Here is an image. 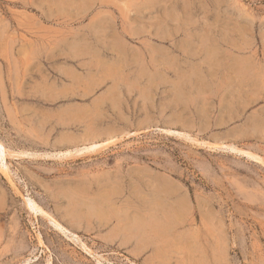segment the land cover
I'll list each match as a JSON object with an SVG mask.
<instances>
[{
  "label": "rangeland",
  "instance_id": "rangeland-1",
  "mask_svg": "<svg viewBox=\"0 0 264 264\" xmlns=\"http://www.w3.org/2000/svg\"><path fill=\"white\" fill-rule=\"evenodd\" d=\"M0 142V264H264V0H0Z\"/></svg>",
  "mask_w": 264,
  "mask_h": 264
},
{
  "label": "bare ground",
  "instance_id": "bare-ground-1",
  "mask_svg": "<svg viewBox=\"0 0 264 264\" xmlns=\"http://www.w3.org/2000/svg\"><path fill=\"white\" fill-rule=\"evenodd\" d=\"M97 146H99V144H95V143H93V144H91V145H89V146H85V147H82V148H80V149H77L76 150V152L77 151H82V150H90V149H94V148H97ZM104 146V145H103ZM228 147V146H227ZM232 148V147H231ZM0 149H2V151H0V153L2 154V158L4 159V157L6 156V154H5V147H4V145L0 142ZM235 149V148H234ZM251 153V152H250ZM257 155V154H256ZM249 156V155H248ZM1 157V156H0ZM247 157V156H246ZM256 157V156H255ZM257 158V157H256ZM260 158V157H259ZM252 159V158H251ZM0 169L2 170V172L4 171H6V169H7V166H0ZM6 172H8V170L6 171ZM5 174V173H4ZM8 174H10V173H8ZM11 176V175H10ZM9 177V176H8ZM12 177V176H11ZM9 180V179H8ZM11 181V180H10ZM11 183V182H10ZM11 184H13V182L11 183ZM70 194V193H69ZM72 196V195H71ZM74 200V199H73ZM79 200V199H78ZM148 200V199H147ZM162 200V199H161ZM27 201H28V203L27 204H29L28 206H30L29 208H31L32 209V211L34 210V211H36V213H37V211L38 212H43L44 213V210L40 207V206H38L33 200H31V199H27ZM151 201H152V199H151ZM160 203H161V201H159ZM76 203V202H75ZM157 203V202H156ZM159 203V204H160ZM162 204V203H161ZM79 206V205H78ZM155 206H156V204H155ZM96 209V208H95ZM95 209H91V212H96V211H98V210H95ZM150 209V208H149ZM73 210V209H72ZM167 210V209H166ZM175 210H177L176 208H175ZM79 212V211H78ZM157 212H159V208H155V207H152V210H151V213L152 214H155V213H157ZM42 213V214H43ZM45 214V213H44ZM182 214V213H181ZM180 216V215H179ZM152 217H154V216H152ZM174 219V218H173ZM172 219V220H173ZM179 219V218H178ZM50 220H51V222L54 224V226L55 227H57V228H60V229H62V226L60 225V223H58L57 221H55V219H52V218H50ZM134 220V219H133ZM177 221V220H176ZM172 222H174V221H172ZM131 223V222H130ZM161 223H162V221H161ZM157 225V223H155V222H153L152 220H150V221H148V222H145V223H133V224H130V225H128L127 226V228H129V230H135V229H141V228H144V227H146V226H148V227H156V225ZM168 224V223H167ZM173 223H171V225H172ZM162 225V224H161ZM170 225V224H169ZM126 228V229H127ZM157 228H158V226H157ZM160 228V227H159ZM167 231V230H166ZM131 232H133V231H131ZM135 232H137V231H135ZM138 232H140V231H138ZM144 232V231H143ZM143 232H141V233H143ZM155 232V231H154ZM165 232V231H164Z\"/></svg>",
  "mask_w": 264,
  "mask_h": 264
}]
</instances>
